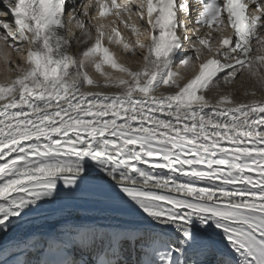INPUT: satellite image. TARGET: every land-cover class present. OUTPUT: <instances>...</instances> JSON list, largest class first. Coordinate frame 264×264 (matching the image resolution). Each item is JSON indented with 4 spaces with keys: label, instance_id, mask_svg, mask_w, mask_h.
Masks as SVG:
<instances>
[{
    "label": "snow or ice",
    "instance_id": "6c2138e0",
    "mask_svg": "<svg viewBox=\"0 0 264 264\" xmlns=\"http://www.w3.org/2000/svg\"><path fill=\"white\" fill-rule=\"evenodd\" d=\"M0 63V264H264V0H4Z\"/></svg>",
    "mask_w": 264,
    "mask_h": 264
},
{
    "label": "rangeland",
    "instance_id": "374dc122",
    "mask_svg": "<svg viewBox=\"0 0 264 264\" xmlns=\"http://www.w3.org/2000/svg\"><path fill=\"white\" fill-rule=\"evenodd\" d=\"M112 19H113L112 17H109V18H107V19L104 21V23L108 24V23L111 22ZM133 20H134V22H135L139 27H141V30H143L142 22L139 21V20H138L137 18H135V17L133 18ZM120 30H121V32H122V34H123V36H124V38H125L126 40H129V41H133V42H134L135 37L132 36V34H131V32H130L129 30L124 29L122 25L120 26ZM141 39L143 40L144 37L142 36ZM213 40H214V39H213ZM145 42H147V41H145ZM196 46L199 47L198 44H197ZM191 49H192L193 51H195L194 48H191ZM204 51H205V50L202 49V53H203ZM141 52H142V50L137 49V53H141ZM191 55H195V53L191 52ZM202 57H205V56L202 54L201 58H202ZM131 58H133L132 55H131V53H124V52H123V59H122V60L124 61L123 64L126 65V62L131 61ZM175 71L180 72L181 75L184 76V77H185V75H187V73H186V69L180 67L179 65H176V67H175Z\"/></svg>",
    "mask_w": 264,
    "mask_h": 264
},
{
    "label": "bare ground",
    "instance_id": "6f19581e",
    "mask_svg": "<svg viewBox=\"0 0 264 264\" xmlns=\"http://www.w3.org/2000/svg\"><path fill=\"white\" fill-rule=\"evenodd\" d=\"M3 2H4V0H0V7H2ZM8 19H10V17ZM113 50H115L117 52V55L119 57L120 62L124 63V61L122 60L123 59V52H121L119 49H116L115 47H114ZM190 53H191V50H190ZM186 55H189V54L186 53ZM199 62L200 61H198V63L196 64V61H193V63L196 65V69H198ZM137 64H138V62H137V60L134 57L131 58V61L126 62V65L131 66L133 69H135L137 67ZM2 72H3V64L0 63V73H2ZM186 73H187V75H185V79H187L188 77L193 76L194 74H196V71H192V70L186 69ZM94 78H98V77H96L94 75ZM2 80H3V76L0 75V82H2Z\"/></svg>",
    "mask_w": 264,
    "mask_h": 264
}]
</instances>
